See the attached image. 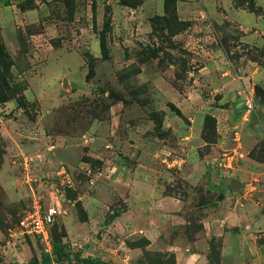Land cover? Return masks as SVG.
I'll use <instances>...</instances> for the list:
<instances>
[{
	"label": "rangeland",
	"instance_id": "1",
	"mask_svg": "<svg viewBox=\"0 0 264 264\" xmlns=\"http://www.w3.org/2000/svg\"><path fill=\"white\" fill-rule=\"evenodd\" d=\"M256 85L264 0H0V264H264Z\"/></svg>",
	"mask_w": 264,
	"mask_h": 264
},
{
	"label": "built area",
	"instance_id": "2",
	"mask_svg": "<svg viewBox=\"0 0 264 264\" xmlns=\"http://www.w3.org/2000/svg\"><path fill=\"white\" fill-rule=\"evenodd\" d=\"M248 106H251V102H248ZM58 214L59 210L55 205H49L45 209L34 205L18 220V228L23 235L34 236L47 244L46 249L49 251L51 245L50 229Z\"/></svg>",
	"mask_w": 264,
	"mask_h": 264
},
{
	"label": "trees",
	"instance_id": "3",
	"mask_svg": "<svg viewBox=\"0 0 264 264\" xmlns=\"http://www.w3.org/2000/svg\"><path fill=\"white\" fill-rule=\"evenodd\" d=\"M87 67H88V72H91L93 70V68H94V58H90L88 60ZM111 219H113V216H111L109 220H111ZM51 236H52V233H51ZM53 253L55 255H59V256L62 255V253H63V245H60V242H54V245H53ZM46 260H48V258H46ZM89 263L90 264H99V262L97 260L91 259V258H90Z\"/></svg>",
	"mask_w": 264,
	"mask_h": 264
},
{
	"label": "water",
	"instance_id": "4",
	"mask_svg": "<svg viewBox=\"0 0 264 264\" xmlns=\"http://www.w3.org/2000/svg\"><path fill=\"white\" fill-rule=\"evenodd\" d=\"M255 96L258 101H261L264 96V89L259 85L255 86ZM230 186L236 189L238 186H241V182L238 179L230 180Z\"/></svg>",
	"mask_w": 264,
	"mask_h": 264
}]
</instances>
